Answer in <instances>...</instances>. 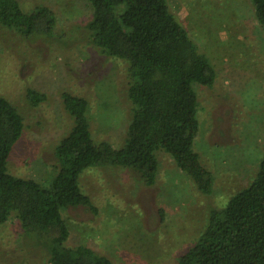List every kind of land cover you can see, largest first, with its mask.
I'll use <instances>...</instances> for the list:
<instances>
[{
    "label": "rangeland",
    "instance_id": "374dc122",
    "mask_svg": "<svg viewBox=\"0 0 264 264\" xmlns=\"http://www.w3.org/2000/svg\"><path fill=\"white\" fill-rule=\"evenodd\" d=\"M18 1L25 10L47 5L57 16L49 36L26 38L0 25V96L24 119L7 169L45 185L56 170L54 146L72 126L62 92L87 99L96 141L122 146L132 107L127 63L92 43L87 0ZM168 4L216 71L212 86H194L199 120L194 148L213 174V188L201 193L163 150L156 152L158 172L150 186L119 166L83 171L79 185L95 210L80 205L62 211L69 229L66 245H87L113 264H178L209 211L249 184L264 152V28L250 0ZM29 88L46 99L31 105ZM0 264H50L45 249L22 233L14 215L0 225Z\"/></svg>",
    "mask_w": 264,
    "mask_h": 264
},
{
    "label": "trees",
    "instance_id": "16d2710c",
    "mask_svg": "<svg viewBox=\"0 0 264 264\" xmlns=\"http://www.w3.org/2000/svg\"><path fill=\"white\" fill-rule=\"evenodd\" d=\"M92 13L86 27L92 43L105 55L127 63V97L131 119L121 147L96 141L90 130L86 98L62 92L72 119L69 132L54 146L56 170L43 185L8 172L7 162L21 138L24 122L16 106L0 96V225L11 215L22 233L47 252L50 264H113L84 244L66 245L69 229L62 211L86 206L79 177L97 166H119L153 185L156 152L163 150L203 194L213 188V174L195 150L199 130L195 84L210 87L216 71L168 0H87ZM264 28V0H250ZM57 16L44 4L25 10L18 0H0V25L26 38L49 36ZM31 105L46 94L27 89ZM178 264H264V152L248 185L221 208L209 211L205 227Z\"/></svg>",
    "mask_w": 264,
    "mask_h": 264
}]
</instances>
